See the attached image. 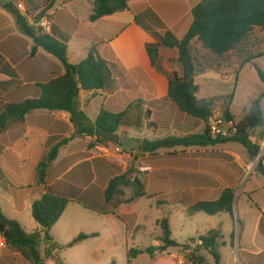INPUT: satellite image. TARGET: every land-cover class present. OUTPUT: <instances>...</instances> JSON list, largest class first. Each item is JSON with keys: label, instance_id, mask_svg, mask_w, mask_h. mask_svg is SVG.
Masks as SVG:
<instances>
[{"label": "crops", "instance_id": "crops-1", "mask_svg": "<svg viewBox=\"0 0 264 264\" xmlns=\"http://www.w3.org/2000/svg\"><path fill=\"white\" fill-rule=\"evenodd\" d=\"M8 1L0 0V62L2 66V70L0 66V112L4 104L20 103L26 99L36 98L39 95L38 85L64 74L61 63L41 49H38L34 56H30L34 46L33 41L20 32L13 15L3 8L2 5ZM15 1L21 2L25 9L27 6L30 7L31 17H28L27 21L32 20L40 12H44L42 18L49 20L50 31L68 39L67 58L70 64H78L86 58L91 47L100 41L103 43L99 46L98 51L111 69L114 86L103 91H80L78 103L80 110L91 123L96 120L101 109L114 114L126 113V126L121 127L124 129L115 134L118 136L119 143L124 138H122L123 132L126 136L124 140L129 139L133 143H135L134 140L139 139L142 133H145L141 119L143 122L146 120L140 117L142 113H146V118L150 122H155L153 137L157 139L169 136L196 135L192 129L197 130V134H202L205 128L209 126V122L185 114L182 115L167 96V75L169 74L161 72L159 66L167 69L169 73L176 72L179 74L178 69L171 68L166 59V55H168L176 61L177 51L160 45L155 67L151 66L146 51V45L155 42L150 33L169 31L178 40L182 39L192 22L191 9L202 0H133L128 3V9L103 17L93 23L89 21L93 0H50L46 6L43 5L42 0H38L35 4L32 0ZM137 16L140 17L141 26L135 22ZM263 53L264 50L260 49L258 55L254 56ZM258 60L262 61L263 69L260 70L264 73V56H259L247 63L248 67ZM258 81L261 84L259 78ZM231 95L232 108L236 103V88L233 87ZM263 99L260 101V107ZM69 118L70 116L66 112L36 110L30 113L23 123H12L10 128L0 134V168L5 176H22L23 170H26V161L30 160H32L30 161L32 162L30 163L32 170L36 172L38 161L46 153V146L52 145V148L60 141L68 140L67 144L59 149L57 158L52 162L47 172L46 185L60 196H66L72 190L84 192L99 174L98 171L96 174L97 169L90 164L91 158L88 156L87 147L89 142L96 141V137H74L75 129ZM127 123L129 124L127 125ZM145 129L147 130V128ZM260 131L261 134L262 130L260 129ZM259 135L255 141L252 138L250 140L261 146ZM225 144L205 148L196 146L175 147L159 150L154 156L144 154L141 158L135 159L133 157L134 163L149 169L143 174L141 182L144 186L145 197L155 196L153 197V205L159 208L160 217L153 221L145 214L139 213L138 204L145 197L138 198L130 203L132 209L127 211L130 223L124 222L120 217H115L124 225L123 230L106 233L105 229L102 233L91 232L97 233L98 236L77 245L95 239L98 240V243L95 244V250H110L113 248L116 239L120 246L123 245L125 257L131 249L141 251L139 255L130 260L129 264H155L159 259L166 263L179 264L181 260L176 251L177 248H171L162 253L155 252L152 256L147 254L145 250L161 245L160 221L162 213H164L163 208L167 207L168 202H172L171 198L176 201V204H181L183 199L179 197L186 196L185 192L217 190V195L210 199L213 201L219 197L221 190L231 189L228 185L237 173L240 177L244 172H249V160L245 149L241 147L235 151L226 148L227 145ZM221 145L224 147L218 151L220 156L212 157L210 153L214 152H208V148ZM115 148L118 147L112 143L110 153H113ZM98 149L108 153L104 145L98 146ZM61 152L64 153L61 155ZM131 153L135 154V151H131ZM124 156L129 157L130 155L123 152ZM165 156L175 157L181 166L171 171L168 167L154 170L142 164L150 161L151 158L157 157L160 160ZM262 163L264 165V157ZM100 171L103 174L109 173V171L108 173ZM169 173L174 174L168 175ZM78 175H81L80 179ZM83 175L86 176L85 179L82 178ZM90 176H93L91 180ZM117 176H110L107 183ZM169 178L172 180L168 188L164 182L168 183L167 179ZM191 178L195 179L193 183L188 180ZM17 179L20 180L21 178L17 177ZM150 189H157L160 196L148 194ZM40 191L37 188V194L30 196V204L39 199ZM165 191H172V195L170 192L161 193ZM165 196L168 198L159 199ZM193 201L197 203L203 200ZM122 204L123 202H118L115 206L119 207ZM70 205L77 204L69 203L65 211ZM13 208L14 210L19 209L18 205H14ZM121 208L124 209V207L119 209ZM169 216V227L172 231ZM15 219L17 220L13 217L12 220ZM61 220L62 216L55 225ZM77 233L72 234L70 238L73 239L80 234ZM146 241H150V243ZM155 254H157V259L153 257ZM168 254L177 259L162 258V255ZM142 257L144 259L140 262ZM112 262L115 263V261L110 263ZM123 264H127V257Z\"/></svg>", "mask_w": 264, "mask_h": 264}, {"label": "trees", "instance_id": "trees-1", "mask_svg": "<svg viewBox=\"0 0 264 264\" xmlns=\"http://www.w3.org/2000/svg\"><path fill=\"white\" fill-rule=\"evenodd\" d=\"M131 1L133 0H93L89 21L93 23L103 17L122 12L128 9V3ZM2 6L13 15L20 32L32 39L34 46L31 49L30 56H34L37 50L41 49L61 63L64 74L47 83L38 85L39 95L36 98L26 99L20 103L4 104L0 112V134L5 132L12 123H23L25 118L33 111L47 110L68 113L70 122L75 129L74 137H96L98 144H103L101 142L105 141L109 142L102 136V133L109 132L115 135L121 127L126 126V113L114 114L101 109L96 120L91 123L80 110L78 103L80 91H103L114 86L111 69L108 63L101 58L98 51L99 46L103 43L100 41L97 45L91 47L86 58L78 64H70L67 58L68 39L66 37H60L52 31L44 33L41 29L30 26L27 21L28 17H31L29 6H27L24 14L17 10L13 0H9ZM43 16L44 12H40L33 17V21H39ZM191 17V25L182 39L178 40L169 31H165L162 36L155 32L150 33L155 42L147 44L146 51L153 67L157 64L158 47L160 45L177 51L176 62L181 68V74L172 72L167 75V96L182 114L209 122L212 113V101H199L196 98L199 87L195 83V78L197 74L202 73V70L196 67L197 60L191 52V44L197 42L201 49L217 57L235 51L248 40L255 29L264 32V0H202L191 9ZM139 21L140 17H135L136 24L141 26ZM259 56H264V53ZM259 56H250L244 63H250ZM253 67L260 82L264 85V73L255 65ZM262 98H264V92L252 102L248 114L238 123H234L233 117L225 111L224 121L232 123L234 130L228 137H212L209 128L206 127L202 134L184 137L169 136L152 141L143 139L139 141L138 150L142 154L154 156L162 149L195 146L205 148L233 142L241 145L245 149L248 160L253 161L258 156L260 146L250 140V133L252 130L263 126L264 118L260 107ZM259 138L260 140L264 138V128ZM67 142L68 140H62L55 144L48 152L43 154L36 165V184L34 187L41 190V193L39 199L31 204V216L38 224L39 232L25 233L19 223L7 218L0 208V237L4 240L5 246L32 264H42L38 250L40 242L46 245L44 256L49 259L57 251L72 248L80 242L98 236L97 233H80L69 243L61 246L53 240L50 232L69 203H75L84 210L99 215H106L108 214L107 207L117 201L116 196L123 194L121 187L132 189L131 196L124 201H119L121 203H131L146 196L142 182L137 177L126 178L125 175L114 177L108 181L102 194V204H97L86 196V191L81 193L79 190H72L66 196L55 194L46 185L47 172L52 162L57 158L59 149L65 146ZM254 172L264 177L262 159L258 161ZM5 178V174L0 168V183ZM233 201L234 191L223 189L216 200L194 203L185 208V212L190 216L197 213H204L208 216L219 214L232 216ZM160 228L161 245L145 250L150 256L155 252L162 253L168 249L183 246L171 239L169 220L166 216H162ZM259 231L263 233L261 221ZM41 234H43L42 238H40ZM220 238V232L213 230L207 236L198 239L200 242L198 248L208 251L213 259V264L220 263V255L217 252ZM223 245L224 243H221V246ZM140 253L141 251L137 249L129 250L126 255L127 264ZM199 263L204 262L199 260ZM0 264H11V262L6 255H3L0 257Z\"/></svg>", "mask_w": 264, "mask_h": 264}, {"label": "rangeland", "instance_id": "rangeland-1", "mask_svg": "<svg viewBox=\"0 0 264 264\" xmlns=\"http://www.w3.org/2000/svg\"><path fill=\"white\" fill-rule=\"evenodd\" d=\"M15 1V0H14ZM33 3H37L38 0H32ZM43 5H47L50 0H42ZM16 2V1H15ZM27 9V7H26ZM25 9V10H26ZM33 20V19H32ZM159 36L164 32H155ZM159 43L160 41L157 40ZM163 47V46H162ZM264 50V32L260 29H255L248 40L240 45L235 51L226 54L222 57H217L210 54L208 51L201 49L199 43L192 42L191 52L196 58V67L201 69L202 73L197 74L195 83L199 87V92L196 98L200 100L212 101V113L211 121L220 122V128L223 130H230L232 123L224 121V114L227 111L234 120V123H238L245 118L248 114L249 105L264 92V85L259 84L257 75L254 71V65L259 69H263L262 61L258 60L256 63L248 67L244 61L254 55H258L259 50ZM172 53V52H171ZM166 59L170 63L171 68L178 69V73L181 74V68L172 56L166 55ZM245 66V67H244ZM247 66V67H246ZM161 72L170 74L167 69H163L159 66ZM242 69V70H241ZM240 72V73H239ZM233 87L236 88V103L231 108V99ZM251 100V101H250ZM247 101V103H246ZM250 101V104L248 105ZM263 118H264V99L261 103ZM146 113H142L140 117L146 120L142 121L144 132L138 140H124L126 138L125 133H122L123 140L118 142L116 146L124 153L129 154V157L124 156L123 152L120 157L113 158L111 155L112 142L105 141L103 144L95 142H89L88 156L91 158V166L97 171V179L90 183V186L85 190L86 196L97 204L103 202V189L107 183V179L114 175H125L126 178L137 177L140 181L143 178V174L147 171H140L145 167H141L140 164L133 162L135 159L141 158L142 155L138 150L139 141L141 138L145 140H152L153 127L155 128V122L149 121L146 118ZM184 115V114H182ZM31 120V118H30ZM10 128V127H9ZM263 126L252 130L250 136L253 141L260 134V129L263 130ZM124 128H120V132ZM194 130V131H193ZM117 132V133H118ZM192 132L197 134V130L192 129ZM157 139V138H154ZM264 139V138H263ZM260 141V150L255 160L249 161V172H244L238 177L236 176L230 181L229 185L234 191L233 201V215L219 214L216 216H208L204 213H197L195 215H188L185 212V208L194 204L193 200L210 201L217 195V190L203 191V192H185L181 204H176V201L168 202L167 207H164V215L171 220L172 223V237L171 239L177 243L183 245L176 249L180 257L179 264H200L199 260L203 261L202 264H213V259L204 249L198 248L200 244L199 238L207 236L211 231H219L221 238L218 240L217 252L220 255L219 264H264V177L255 173V167L260 159L264 157V142ZM104 145L108 150V153L102 152L98 149V146ZM225 145L228 149H240L242 146L233 142H227ZM52 145L46 146V152L50 150ZM224 146H216L208 148V152L212 157L220 156V151ZM131 151H135L131 153ZM64 152H61V155ZM32 161V160H30ZM30 161H26V170H23V177L21 175L6 177L4 181L0 183V208L2 213L13 219L17 218V222L27 234H33L40 231L38 224L33 220L31 216V204L30 196L37 194L36 184V172L32 170ZM151 161V162H150ZM148 162L142 164L149 166L154 170L168 167L171 171L181 166V163L175 160L173 156H165L159 160L157 157L151 158ZM107 172L103 174L100 170ZM91 171V168H90ZM235 172V171H234ZM169 173L168 175H173ZM167 175V174H166ZM17 177L21 178L20 180ZM79 179L81 175H78ZM93 176H90V180ZM82 178H86L83 175ZM172 179H167L168 183L164 182V185L169 184ZM191 183L195 179H188ZM80 184V182H79ZM157 185V184H156ZM87 186V185H86ZM188 189V188H187ZM122 195L116 196V202L107 207L108 214L99 215L92 211L84 210L77 205H70L62 215V220L57 225H54L50 232V236L53 240L61 245H66L72 238L71 235L78 232L88 234L91 232H104L109 231L120 232L123 230V226L120 220L115 217H120L130 223V218L127 217V211L132 209L130 203H123L122 205L115 206L119 201L128 199L132 194L131 188L121 187ZM170 194L172 191H169ZM168 191L161 193H169ZM157 189H150L148 194L159 195ZM216 193V194H215ZM169 194V195H170ZM165 195V194H162ZM172 195V194H171ZM155 197V196H153ZM153 197L142 198L138 204L139 213L145 214L150 220H156L160 217L159 208L153 205ZM171 197V196H170ZM168 197H160L159 199H165ZM184 209H183V206ZM14 205H18L19 209L14 210ZM126 206V207H125ZM120 207H124L119 209ZM130 207V208H129ZM163 214V213H162ZM239 221V222H238ZM262 223V232L259 231V223ZM77 233V234H78ZM43 234L40 235L42 238ZM233 236V237H232ZM110 242V241H107ZM150 243V241H146ZM98 240L91 239L87 242L76 245L72 248L57 251L54 256L46 259L44 251L46 245L40 242L38 250L40 253V259L42 264H110L111 261H115L116 264H123L126 261L123 245H119L115 239V244L110 250H95V244ZM221 243H224L221 246ZM174 251V250H173ZM6 255L11 264H32L25 260L15 251L4 247H0V257ZM177 256V255H176ZM145 257V256H144ZM147 257V256H146ZM154 259H157L155 254ZM163 259H175L173 255H162ZM140 262L144 259L140 258ZM177 259V258H176ZM165 261L157 260L155 264H165ZM166 264H173L172 262Z\"/></svg>", "mask_w": 264, "mask_h": 264}, {"label": "built area", "instance_id": "built-area-1", "mask_svg": "<svg viewBox=\"0 0 264 264\" xmlns=\"http://www.w3.org/2000/svg\"><path fill=\"white\" fill-rule=\"evenodd\" d=\"M14 1V0H13ZM14 4L17 8V10L21 13V14H24L25 13V7L24 5L19 2V1H14ZM28 24L30 26H33V27H36V28H39L42 30V32L44 33H49L50 31V22L48 19H44V18H41L39 21H36L34 22L33 20H29L28 21ZM220 122L217 121V122H214V121H211V119L209 120V133L212 137H216V136H221V137H228L230 136L232 133H233V125H230L231 126V129L230 130H223L221 129L220 127ZM104 153H106L107 151H103ZM122 154V151L119 150L118 148H115L113 153L109 156H112L113 158L115 157H120ZM148 171L149 169L148 168H143V169H140V171ZM4 240L0 237V247H4Z\"/></svg>", "mask_w": 264, "mask_h": 264}, {"label": "water", "instance_id": "water-1", "mask_svg": "<svg viewBox=\"0 0 264 264\" xmlns=\"http://www.w3.org/2000/svg\"><path fill=\"white\" fill-rule=\"evenodd\" d=\"M102 136L105 139L111 141L113 144H118V142H119L118 136L117 135H114V134H111L109 132L102 133Z\"/></svg>", "mask_w": 264, "mask_h": 264}]
</instances>
